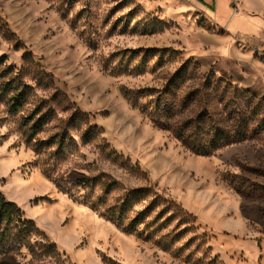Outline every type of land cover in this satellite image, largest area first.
<instances>
[{"label":"rangeland","instance_id":"1","mask_svg":"<svg viewBox=\"0 0 264 264\" xmlns=\"http://www.w3.org/2000/svg\"><path fill=\"white\" fill-rule=\"evenodd\" d=\"M217 1L0 0V191L56 246L17 261L264 264V19Z\"/></svg>","mask_w":264,"mask_h":264},{"label":"trees","instance_id":"2","mask_svg":"<svg viewBox=\"0 0 264 264\" xmlns=\"http://www.w3.org/2000/svg\"><path fill=\"white\" fill-rule=\"evenodd\" d=\"M152 206L153 202L148 205L145 210L139 212L130 222V227L133 228L143 222V215L148 212ZM125 207H127L126 202L121 205V212ZM121 212L118 213L119 220L122 218ZM115 214L114 210L108 216L112 217L115 216ZM194 219H196V217H194L193 220ZM165 224L166 220L163 221V223H160L158 228L162 229L165 227ZM37 233L41 234L43 239H46L45 234L40 231L37 225L32 220L25 218L24 212L17 203L7 200L0 191V264H21L16 259L15 251L23 246L30 249H34V247L37 246L47 256H53L56 254V246L54 242L47 240L36 242L34 244L31 242V237ZM167 237L168 236L162 238V240H165V246L169 239H166ZM174 238L172 240H175Z\"/></svg>","mask_w":264,"mask_h":264},{"label":"crops","instance_id":"3","mask_svg":"<svg viewBox=\"0 0 264 264\" xmlns=\"http://www.w3.org/2000/svg\"><path fill=\"white\" fill-rule=\"evenodd\" d=\"M207 2V0H204ZM242 1V5H243V8L245 9V13L243 15V17L245 18H250L252 16H257L259 19H264V0H241ZM218 1L215 0V4H217ZM196 5L198 7V11L199 12H203L205 11L206 8V4L205 2H199V1H196ZM217 6V5H216ZM216 6H214V9L216 8ZM250 8H254L256 9L258 12L256 14H250L247 12V10H249ZM207 14V16L212 20V21H215L218 20L224 27V31H225V28L229 29L230 28V25L232 24V18H231V13L230 14H225V13H222L219 9H217V11H208L207 9V12H205ZM184 14L187 15V11H184ZM247 31L246 28L242 29V28H238V24H236L235 28H233V31L232 33L235 34V33H240L242 31ZM201 32H204L203 30H201ZM253 41L254 38H253ZM255 63V62H254ZM253 63V64H254ZM254 67H255V70H257V74H255V78L256 79H259L261 83H264V65L262 66L261 63H257L256 65L254 64ZM251 82H254V79H252Z\"/></svg>","mask_w":264,"mask_h":264},{"label":"built area","instance_id":"4","mask_svg":"<svg viewBox=\"0 0 264 264\" xmlns=\"http://www.w3.org/2000/svg\"><path fill=\"white\" fill-rule=\"evenodd\" d=\"M208 1H212L213 2L215 0H207V2ZM211 7H213V5H211ZM263 37H264V31H263ZM257 51L261 54V57L264 58V40H263L262 44L257 48Z\"/></svg>","mask_w":264,"mask_h":264},{"label":"bare ground","instance_id":"5","mask_svg":"<svg viewBox=\"0 0 264 264\" xmlns=\"http://www.w3.org/2000/svg\"><path fill=\"white\" fill-rule=\"evenodd\" d=\"M17 191H18V190H17ZM17 191H16V192H17ZM50 213H51V212H50ZM94 227H95V226H94Z\"/></svg>","mask_w":264,"mask_h":264}]
</instances>
